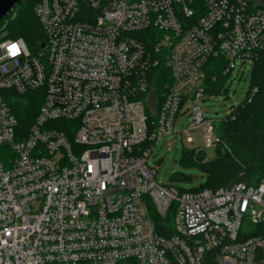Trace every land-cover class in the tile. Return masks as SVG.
<instances>
[{
	"label": "built area",
	"instance_id": "obj_1",
	"mask_svg": "<svg viewBox=\"0 0 264 264\" xmlns=\"http://www.w3.org/2000/svg\"><path fill=\"white\" fill-rule=\"evenodd\" d=\"M33 10L45 38L33 51L0 34V264H264V239L248 235L264 221V178L183 190L157 183L147 162L179 133L200 129L219 145L214 122L225 117H203L199 103L206 64L221 56L230 75L253 63L264 0H39ZM161 65L171 78L159 92ZM37 90L39 111L17 135L3 92ZM184 114L191 123L174 131ZM168 215L160 235L153 217Z\"/></svg>",
	"mask_w": 264,
	"mask_h": 264
},
{
	"label": "trees",
	"instance_id": "obj_2",
	"mask_svg": "<svg viewBox=\"0 0 264 264\" xmlns=\"http://www.w3.org/2000/svg\"><path fill=\"white\" fill-rule=\"evenodd\" d=\"M38 1L21 0L13 6L10 14L0 21V34L7 38H21L35 48L40 42H44L41 26L33 10ZM224 66L225 62L221 56L208 59L205 68L208 94H219L222 90H227L225 86L229 75L222 73ZM155 70L156 72L151 73V76H156L153 84L162 92L163 85L168 83L171 77L163 65ZM249 86L248 93L251 89H256L254 95L246 97L239 107L234 108L224 120L214 125L219 139L215 158L205 161L201 150L184 153L185 165L195 163L206 173L205 184L199 189L208 188L216 191L238 182L255 185L264 178V48L257 53L251 64ZM3 97L18 119L17 135L28 131L39 111L41 91H31L25 95L3 92ZM169 218L170 215L167 218L153 217L158 234L168 235L165 232L167 229L165 223L169 222ZM248 235L264 239V221L254 226Z\"/></svg>",
	"mask_w": 264,
	"mask_h": 264
},
{
	"label": "rangeland",
	"instance_id": "obj_3",
	"mask_svg": "<svg viewBox=\"0 0 264 264\" xmlns=\"http://www.w3.org/2000/svg\"><path fill=\"white\" fill-rule=\"evenodd\" d=\"M25 43L31 51L34 50L35 46ZM250 69L251 64H241L240 61L236 63L226 80L225 87L227 90H222L219 94H209L199 102L203 117L212 121L215 118H224L230 113L231 108H237L244 102L250 88ZM149 108L151 109V107ZM185 108L186 106L181 111H184ZM191 121V117L184 114L179 117V121L174 126V131L184 128ZM216 147V145H205L204 133L200 129L193 130L189 136H183L179 133L161 139L155 145V149L147 162L155 171L157 183L174 185L183 190H195L205 184L206 173L195 163L185 165L183 163L184 153L201 150L204 154V160L210 161L216 156ZM227 152H229V148Z\"/></svg>",
	"mask_w": 264,
	"mask_h": 264
},
{
	"label": "water",
	"instance_id": "obj_4",
	"mask_svg": "<svg viewBox=\"0 0 264 264\" xmlns=\"http://www.w3.org/2000/svg\"><path fill=\"white\" fill-rule=\"evenodd\" d=\"M21 0H0V20H2Z\"/></svg>",
	"mask_w": 264,
	"mask_h": 264
},
{
	"label": "snow or ice",
	"instance_id": "obj_5",
	"mask_svg": "<svg viewBox=\"0 0 264 264\" xmlns=\"http://www.w3.org/2000/svg\"><path fill=\"white\" fill-rule=\"evenodd\" d=\"M12 49H13V51L15 52V50H16V46L13 45V46H12Z\"/></svg>",
	"mask_w": 264,
	"mask_h": 264
},
{
	"label": "bare ground",
	"instance_id": "obj_6",
	"mask_svg": "<svg viewBox=\"0 0 264 264\" xmlns=\"http://www.w3.org/2000/svg\"><path fill=\"white\" fill-rule=\"evenodd\" d=\"M166 138V137H165Z\"/></svg>",
	"mask_w": 264,
	"mask_h": 264
}]
</instances>
